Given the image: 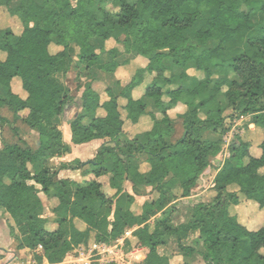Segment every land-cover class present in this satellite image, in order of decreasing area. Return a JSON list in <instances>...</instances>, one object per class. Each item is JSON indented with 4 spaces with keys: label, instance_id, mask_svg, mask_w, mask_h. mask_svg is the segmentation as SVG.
I'll use <instances>...</instances> for the list:
<instances>
[{
    "label": "trees",
    "instance_id": "trees-1",
    "mask_svg": "<svg viewBox=\"0 0 264 264\" xmlns=\"http://www.w3.org/2000/svg\"><path fill=\"white\" fill-rule=\"evenodd\" d=\"M107 4L118 10L106 9ZM0 8L18 21L0 26V108L12 114L13 123L33 130L39 141L33 148L26 141L0 147V210L8 216L11 235L17 234V250L40 248L41 254L33 255L36 263L60 264L76 247L110 244L133 230L136 247L147 249L142 264H169L157 248L170 237L176 238L180 255L199 254L204 264H264V223L247 229L229 213L241 196L264 210V0H0ZM99 40L102 48L96 49ZM111 41L136 54L144 66L118 96L107 89L109 99L103 103L85 84L81 111L69 123L71 143H103L92 160L55 169L48 162L69 153L57 123L74 101L58 77L73 63L77 80L81 72L93 80V69L114 74L129 64L102 62V53L115 59V47L106 45ZM189 64L203 71L205 79L172 89L174 69ZM214 74L221 78L213 80ZM143 86V94L134 99L133 91ZM120 98L129 111L127 120L136 123L148 116L149 130L125 135ZM145 98L161 111V121L146 112ZM179 105L183 112L171 117ZM203 108L204 120L198 115ZM228 109L232 113L225 115ZM100 110L103 116L97 114ZM0 116V123L8 124ZM241 117L261 130L258 146L237 137L214 177L212 201L195 204L190 220L174 226L177 202L190 196L220 154L230 123ZM177 124L182 129L178 138ZM143 154L144 171L136 164ZM107 165L111 196L97 181L106 175ZM84 166L81 182L58 178L62 169ZM125 182L135 195L150 188L151 197L138 213L131 209L135 200L130 195L127 209L115 204ZM40 193L58 201L52 222L44 217ZM195 232L201 250L182 243Z\"/></svg>",
    "mask_w": 264,
    "mask_h": 264
},
{
    "label": "crops",
    "instance_id": "crops-1",
    "mask_svg": "<svg viewBox=\"0 0 264 264\" xmlns=\"http://www.w3.org/2000/svg\"><path fill=\"white\" fill-rule=\"evenodd\" d=\"M119 39H120V37H119ZM210 44L213 45L212 43H210ZM94 46L96 49H101L102 48L101 41L100 40L94 41ZM110 47H115V51H116L115 59H113L111 56H109L106 53H102L101 54V60L103 63H109L113 60L119 64H122L125 61L130 60V63L125 65V66L118 67L116 69V71L114 72V74L105 73V72L93 69L91 71L92 75L95 77L93 80H91V78L87 74H85L84 72H81L80 78H79V80H77L76 75L78 74V69L74 68L76 66V63H73L74 67L72 66L65 74H62L58 77L60 82L69 90L70 95H72L73 97L79 98V99L74 98L72 105L66 109V110H71V109L77 108L76 111L67 119L66 123L64 124L65 133H63L59 128V130L63 134V137H62L63 142L69 146V153L60 157V158H53V159L57 160L58 162H61L62 164H70L76 160H79L80 162H83V163H85L89 160H92L96 156L99 148L101 147V145L103 143L102 140H93L89 143L80 144V145H74L71 143V134H70V130H69V123L81 111L80 97L82 95L85 84L90 83L92 90L99 95L100 102L103 103V102L108 101V99H109V97L106 93L107 89H109L113 93V95L118 96L122 92V90L129 84L130 79H131L132 75L134 74L135 70L139 67L144 66V61H142L141 58L137 57L136 54H134V53H126L122 44L117 43V44L111 45V43H110ZM110 47H109V45L107 46V48H110ZM165 63H166V65L169 64L168 61H165ZM74 71H75L74 80H76L78 82L75 87H73V84L70 81V78L72 77V74L74 73ZM174 74H175V77H174V80H173V83L171 86L172 89H177L179 87L190 88L191 86H194L196 83L203 81L206 77L205 73L201 70H197V68L193 64H189L183 69L175 68ZM217 78L220 79L221 76L218 74H214L212 76L213 80H218ZM143 92H144V86L135 89L132 93L134 99L139 98L143 94ZM218 101L219 102L221 101L220 97H218ZM144 102L146 105V112L151 113L154 116L155 121H161L163 115H162L161 111L156 108L153 100L149 99V98H145ZM194 102L196 105L200 104L201 98L200 97L196 98L194 100ZM118 103H119V113H120L121 119L124 121L123 131L128 138H132L135 135H141L142 133H144V131H147L150 129L152 121L150 120V118L148 116H142L136 123H131L130 121L127 120V117L129 115V111L127 109L123 108L125 101L120 98L118 100ZM183 110H184V107L182 105H179L175 110L171 111L169 114L171 115V117H175L176 114H181L183 112ZM65 113H66V111L60 116V118H59L60 121H62L65 118L64 117ZM97 114L102 115V111L101 110L98 111ZM198 115H199L200 119L204 120L206 118L205 108L199 109ZM55 122L57 123V121H55ZM57 124H59V123H57ZM179 125L180 124H177V127ZM28 131L31 132V135H28V136L34 135L37 138L36 133L33 130L28 129ZM123 136H121V138H124ZM139 141L142 143L144 142V139L142 136L139 137ZM38 143H39L38 140L34 141V145L36 144L37 147H39ZM84 151H85V153H84ZM80 152H82L83 154L78 155ZM218 156L219 155L214 157L212 162L214 160H217L219 158ZM146 159H147V156L145 154H143L138 158V161L136 163L137 165L141 166V169L143 171L146 170V165L144 164ZM106 167L108 168L106 175L98 178L97 181L103 186V191L106 194H108L109 196H111L114 194V190L109 188L110 178L112 176L111 175V168L109 167V165H107ZM211 167L212 166L208 167L203 172V174L207 173ZM219 167L218 166L215 167V172L213 174L211 184L209 182V185H210L209 187L206 188L204 186L203 182H205V180L203 179V174H202L200 179H199L198 185L191 191L190 196L182 199V201L186 200V203L189 205V208L186 209V211L184 212V215L179 214V213L175 215V213L178 212L176 210V212L173 214V216L171 218V222L174 226L187 223L190 220L191 209L195 204L208 203V199L205 200V198H208V196H210L211 199L214 198L213 196H215L214 195L215 192L213 190V186H214L213 180H214V177H215ZM87 168H88V166H84L82 169H74V168L62 169L58 172L59 173L58 178L59 179H70V180H73L76 182H81V180L83 179L82 173H83V171L87 170ZM208 188L210 189L209 194H207V190H206ZM149 193H150V188H147L145 195H135L133 193L132 186H131L130 182H125L123 193L117 198V200L115 201V204L120 203L121 209H123V210L127 209V207L129 205L127 203L126 196L130 195V196L134 197L135 204L133 206L137 205V211L134 212V210L132 208L133 206H131V209L134 213H138L140 206L150 198L149 197L150 195H148ZM138 197H144L143 201L139 203V201L137 199ZM145 197H147V198H145ZM39 198L42 201L44 207L50 201L53 202L54 207H56L58 205L57 199L47 198L42 193L39 194ZM117 201H119V202H117ZM115 204L113 205V209L115 208ZM0 213H4V211L1 209ZM174 216H176V219H177V217H180V216L182 218H181V220L174 222V219H175ZM44 217L49 219L52 222V217H53L52 213H50L49 217H47L46 214L44 215ZM156 217H158V215ZM153 221H154V218H152V220L150 221V224H153ZM51 222H49V224H48L49 228H55V225H53ZM3 226H5V225H3L0 222V227L2 228ZM76 226L79 229L84 228V226L81 223L76 222ZM7 228H8V230L6 231V233H7V235H9V239L12 240L13 238L11 239V236H12L11 230L9 227H7ZM132 231L133 230L126 231L121 238H119L118 240H116L113 243L100 244V245L94 244L95 249H97V251H98V255H97L98 259H96L95 261H92V262H97L99 264H109V263H113V264H142V262L145 258V254L147 252V249L141 248V247H136V241L132 236ZM15 235H17L16 232H15L14 236ZM199 236H200L199 232H195V233L189 235L186 239L182 240V243L184 245L189 246V247H194V248L196 247L198 250H201L202 249V243L199 240ZM190 238H191V240H190ZM172 242L175 243V245H176L175 252L173 254L179 255V257H181L183 259L181 264H194L193 261L196 259V257H199V259L202 261L199 254H195L192 258H186V257H183L182 255H180L178 250H177L176 238L170 237L167 244L162 245V246H158V248H157L158 254L160 256L166 257L169 261V264H175V263L171 262V259H172L171 250H172V246H173ZM91 243H93V242H90V244ZM17 244L18 243L16 242V247H17ZM90 244L87 247L86 246H79V247L85 248V249H90ZM77 248L78 247L74 248L68 254L72 253V254H74V257H75L77 255L76 252L78 251ZM13 250L9 249L8 255L10 258L11 253L12 254L14 253V255L16 256L14 261L12 262L14 264L25 263L23 260V258H25V257L29 258L28 263L48 264L45 260H43L42 263H36L34 261L33 255L34 254H41V249H39V248L37 249L38 253L31 252L27 249H21V250L16 249L14 251ZM92 250H94V249H92ZM28 252H31V253L28 254ZM2 258H3V256H2ZM4 258H5V261L8 260V257L7 258L4 257ZM66 259H68V258H66ZM65 260H63L60 264H65V262H66ZM131 260H134L133 261L134 263H131ZM75 261H77V260L75 259Z\"/></svg>",
    "mask_w": 264,
    "mask_h": 264
},
{
    "label": "rangeland",
    "instance_id": "rangeland-1",
    "mask_svg": "<svg viewBox=\"0 0 264 264\" xmlns=\"http://www.w3.org/2000/svg\"><path fill=\"white\" fill-rule=\"evenodd\" d=\"M106 9L110 10V11H117L118 9L111 5V4H107L106 5ZM16 18H11L7 12L4 10V8H0V26H9L10 23H14L16 22ZM18 22V21H17ZM5 23V24H4ZM17 26L19 27V25L17 23H15V27L17 28ZM111 45L115 44L113 41L110 42ZM106 45L110 47L109 43H106ZM51 53H55L58 49L57 48H51ZM1 54V53H0ZM74 67V66H73ZM72 74V73H71ZM70 74V75H71ZM74 76H75V71L72 74V77L70 78V81L73 84V87L76 86V84L78 83L76 80H74ZM218 79V78H217ZM16 81H18L16 79ZM72 87V86H71ZM79 99L78 97H74ZM77 108L71 109V110H66V113L64 115V119L62 121L59 122V124L57 125L58 128H60V130L65 133V128H64V124L66 123L67 119L76 111ZM232 113V109H228L225 111V115H229ZM0 115L4 116V118H6L8 120V124L7 123H0V147H2L3 145L6 144H13V143H18L19 141H26V143H28V145L30 147H34V141L38 140L33 134V136H28L31 135V132L28 131V129L21 124L19 121L14 122L13 123V119H12V114L6 109V108H0ZM21 115H23V113H21ZM1 117V116H0ZM11 125V126H10ZM14 128L16 129L14 132ZM229 132L225 135L224 137V142L222 145V149L221 152L219 154V158L217 160H214L211 164V168L209 169V171L205 174H203V179L205 180V182H203L204 186L207 188L209 187V182L211 184L212 182V178H213V174L215 172V167H219L221 166L222 162L229 156V149L230 147H232V145H234L236 143V138L240 137L242 140L244 141H250L251 143H253V146L257 147L258 143L260 141L261 138V130L259 128H256L254 125L251 124L250 118L249 117H241L239 119L233 120L230 125H229ZM250 128V129H249ZM182 133V129H181V125H179L176 128V137H180ZM63 137V134H62ZM253 148V147H252ZM85 153V151H84ZM83 154L82 152H80L78 155ZM48 164L55 168L58 169L60 168L63 164L61 162H58L55 159H52L48 162ZM70 165L74 166V162L70 163ZM213 184V183H212ZM207 190V194H209L210 189H206ZM231 191H236V188H232ZM215 195V194H214ZM151 197V196H149ZM214 197V196H213ZM147 198V197H145ZM139 203L143 201L144 197H138L137 198ZM208 199V202L212 201V199L210 198V196H208V198H205V200ZM54 208V204L53 202H48L45 206V214L47 217L50 216V213L52 211V209ZM134 212L137 211V205L132 207ZM189 208V205L186 203V200L182 201V199H180L177 202V211L175 213L176 214H182L184 215V212L186 211V209ZM264 211V210H263ZM263 211H259L258 207L250 202V201H246L242 196L240 197V204L238 206H230L229 208V213L230 214H234L237 217V220L239 223H241L242 225H245L247 227V229H257L259 228L263 223H264V212ZM260 213V215H259ZM159 217V215H158ZM8 216L5 215L4 213H0V222L5 225L2 228L0 227V264H14L12 263L15 259V255L14 253L10 255L9 258V252L8 250H16V238L14 236V234L11 236V239H9V235H7L6 231L8 230L7 227H9L8 225ZM174 222H177L179 220H181V216L177 217L174 216ZM259 220V221H258ZM155 221V219H154ZM193 238V237H192ZM191 240V238H190ZM11 241V242H10ZM173 243V242H172ZM175 243H173L172 246V250H171V262L175 263V264H181L183 259L181 257H179V255L173 254L175 252ZM94 250H92V249ZM247 248V247H245ZM40 249V248H39ZM78 251L76 252V256L74 257V254H68L66 258L68 259H64L66 262L65 264H91L92 261H95L96 259H98V251L97 249H95V245L94 243L90 244V249H85V248H81L78 247L77 248ZM171 249V248H170ZM13 250V251H14ZM264 253V251H262ZM31 252H28V254H30ZM36 253H38L36 251ZM3 256V258H2ZM4 257H8V260L5 261ZM75 259L77 261H75ZM24 262L23 264H32V263H28L29 262V258L25 257L23 258ZM130 260V259H129ZM71 261V262H70ZM134 260H131V263ZM194 264H203V262L199 259V257H196V259L193 261ZM19 264V263H18Z\"/></svg>",
    "mask_w": 264,
    "mask_h": 264
},
{
    "label": "water",
    "instance_id": "water-1",
    "mask_svg": "<svg viewBox=\"0 0 264 264\" xmlns=\"http://www.w3.org/2000/svg\"><path fill=\"white\" fill-rule=\"evenodd\" d=\"M38 146H39V143H38Z\"/></svg>",
    "mask_w": 264,
    "mask_h": 264
}]
</instances>
